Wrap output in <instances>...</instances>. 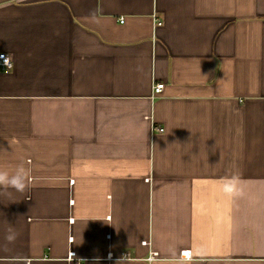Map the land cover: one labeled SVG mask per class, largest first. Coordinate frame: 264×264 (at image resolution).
<instances>
[{"label":"crops","instance_id":"0c3cea01","mask_svg":"<svg viewBox=\"0 0 264 264\" xmlns=\"http://www.w3.org/2000/svg\"><path fill=\"white\" fill-rule=\"evenodd\" d=\"M0 52V264H264V0H0Z\"/></svg>","mask_w":264,"mask_h":264},{"label":"clouds","instance_id":"9594fccd","mask_svg":"<svg viewBox=\"0 0 264 264\" xmlns=\"http://www.w3.org/2000/svg\"><path fill=\"white\" fill-rule=\"evenodd\" d=\"M32 183V177L30 170L27 169L23 164L15 167L13 171L0 169V189L7 191L8 189L15 190L16 192L23 193ZM238 179L236 177L226 178L223 181V191L226 194H233L237 191ZM18 237V233L14 228L9 227L5 240L7 243H14ZM74 257V254H72ZM111 258V256H109ZM116 264H128L124 257L117 260Z\"/></svg>","mask_w":264,"mask_h":264},{"label":"built area","instance_id":"2783aa9c","mask_svg":"<svg viewBox=\"0 0 264 264\" xmlns=\"http://www.w3.org/2000/svg\"><path fill=\"white\" fill-rule=\"evenodd\" d=\"M121 21H124V19L121 18ZM157 23L158 24H162V21L158 20ZM12 65H13V60H12L11 55L9 53H7V52H0V67H2V68H10V67H12ZM164 87H165V82H162V81L155 82L154 86H153L154 94L161 93L163 91ZM159 129L163 130V127H159ZM183 254L186 257H190V250H184ZM153 255H151V257Z\"/></svg>","mask_w":264,"mask_h":264}]
</instances>
